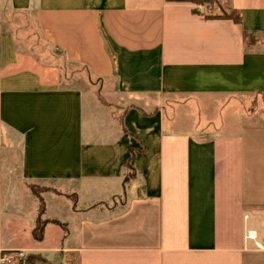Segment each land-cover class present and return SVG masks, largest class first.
I'll return each mask as SVG.
<instances>
[{"label": "crops", "instance_id": "obj_1", "mask_svg": "<svg viewBox=\"0 0 264 264\" xmlns=\"http://www.w3.org/2000/svg\"><path fill=\"white\" fill-rule=\"evenodd\" d=\"M211 1L240 21L199 1L0 0V254L264 264V0ZM31 184L59 223L42 239Z\"/></svg>", "mask_w": 264, "mask_h": 264}, {"label": "trees", "instance_id": "obj_2", "mask_svg": "<svg viewBox=\"0 0 264 264\" xmlns=\"http://www.w3.org/2000/svg\"><path fill=\"white\" fill-rule=\"evenodd\" d=\"M186 1H209V0H186ZM233 11L236 12L235 17H232V16H230L228 14H217V15H214V16L207 15L206 17L230 18V19H232L235 22H239L240 21V17H239L238 12L236 10H233ZM102 101L105 103L104 100H102ZM30 188L37 195V197L39 198L38 215H37V218H36L35 226H34V228L32 230V234H33V237L35 239H42V237H43V231H44V226H45L46 223H48V222H54V223L59 224L57 221H52V220H48V219H43L42 218V215L44 214V211H45V205H44V201H43L42 197L40 196V193L42 191H44V190H52V189L51 188H47V187H40V186L33 185V184L30 185ZM62 226H65V225L62 224ZM39 260L40 261H44L41 258H39Z\"/></svg>", "mask_w": 264, "mask_h": 264}, {"label": "rangeland", "instance_id": "obj_3", "mask_svg": "<svg viewBox=\"0 0 264 264\" xmlns=\"http://www.w3.org/2000/svg\"><path fill=\"white\" fill-rule=\"evenodd\" d=\"M199 3H201V5L199 6V10L203 11L205 14H210L213 15L212 13L215 14H228L232 17H235L236 12L229 9L226 10L224 8H217V5L214 4L213 1L209 0V1H199ZM34 31L36 32V29H34ZM245 42L247 43V45H250L252 43L255 42L254 36L251 34H246V38H245ZM54 67V66H53ZM59 69V68H58ZM78 72H82L80 70H78ZM74 73V71H68V72H63L61 74L62 77H65L66 74L72 75ZM84 73V72H82Z\"/></svg>", "mask_w": 264, "mask_h": 264}, {"label": "built area", "instance_id": "obj_4", "mask_svg": "<svg viewBox=\"0 0 264 264\" xmlns=\"http://www.w3.org/2000/svg\"><path fill=\"white\" fill-rule=\"evenodd\" d=\"M247 237L254 238L255 233L253 231L247 232ZM0 263L1 264H26L27 255L23 250H7L3 251L0 254Z\"/></svg>", "mask_w": 264, "mask_h": 264}]
</instances>
